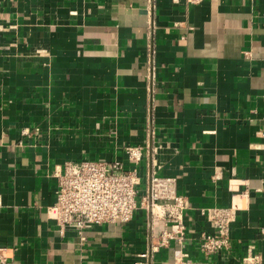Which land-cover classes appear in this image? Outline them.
Here are the masks:
<instances>
[{
	"label": "crops",
	"instance_id": "obj_1",
	"mask_svg": "<svg viewBox=\"0 0 264 264\" xmlns=\"http://www.w3.org/2000/svg\"><path fill=\"white\" fill-rule=\"evenodd\" d=\"M263 95L264 0H0V253L174 264L182 247L190 264H242L253 244L264 255ZM145 144L132 219L85 241L62 234L47 213L55 170L81 159L130 168L125 147ZM153 173L176 177L189 200L182 246L151 251L140 201ZM231 205L233 246L206 257L201 209Z\"/></svg>",
	"mask_w": 264,
	"mask_h": 264
},
{
	"label": "built area",
	"instance_id": "obj_2",
	"mask_svg": "<svg viewBox=\"0 0 264 264\" xmlns=\"http://www.w3.org/2000/svg\"><path fill=\"white\" fill-rule=\"evenodd\" d=\"M244 54L246 57L252 55L251 51H245ZM149 148L148 144L125 147L126 161L133 164L130 168L121 159H81L66 161L61 168L56 169V198L47 208V213L56 220L60 232L64 234L67 229H73L85 241L86 231L96 225L130 221L139 205V187L142 183L137 165ZM216 177L219 178V175L214 176ZM140 203L150 209L152 215L155 240L152 242L151 251H158L172 241L182 246L188 229L186 210L189 200L178 192L177 178L153 173ZM201 213L206 216L211 227V230L200 233L202 252L206 257L216 253H229L233 246L232 228L237 219V209L232 205L211 206L202 208ZM261 231L264 234V226ZM147 254L145 252L141 256ZM187 256L188 253L180 247L174 264H190ZM0 264L24 263L16 262L0 253ZM242 264H264V255L255 252L253 244L249 245L247 253L242 257Z\"/></svg>",
	"mask_w": 264,
	"mask_h": 264
}]
</instances>
